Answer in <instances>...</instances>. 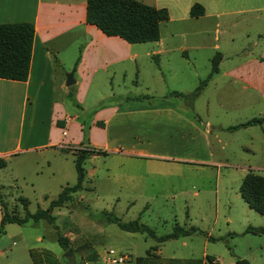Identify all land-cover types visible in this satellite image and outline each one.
<instances>
[{"label":"rangeland","instance_id":"rangeland-1","mask_svg":"<svg viewBox=\"0 0 264 264\" xmlns=\"http://www.w3.org/2000/svg\"><path fill=\"white\" fill-rule=\"evenodd\" d=\"M190 1L200 3L207 15L189 18L185 6ZM146 4L166 9L168 20L159 25V32L173 48L183 47L192 62L172 57L171 69L159 73L154 69L150 71L148 61H142L136 75L129 73L128 78L112 80L116 90H88L83 107L103 97L123 105L131 96L148 98L152 93L162 94L168 90H183L189 94L206 76L210 59L216 52L224 55L222 66H225L237 60L233 52L251 46L255 39L250 36L252 32L248 25L257 26L264 18V0H146ZM252 7L260 11L256 14L246 10ZM180 16L184 19H179ZM261 26L260 29H264V24ZM239 86L236 81L217 77L208 79L202 90H237ZM150 100L163 102L159 97ZM164 101L168 104L176 102L174 98ZM194 101L202 110V97ZM64 104L68 110L77 111L81 120H87L90 115V105L82 112L68 98ZM182 113L192 119L196 117L194 108L189 106ZM8 114V126L15 133L14 106H10ZM214 114L209 115L210 120H215ZM43 123L46 126V121ZM128 123L123 128L131 127V122ZM155 123L158 126H154ZM135 126L143 133L142 138H138V142L128 138L124 139L126 142H108L107 147L101 148L106 155L85 159L83 189L73 194L71 202L51 211L58 231L68 239V248L61 249L52 225L44 219L27 220L22 224L6 223L0 231V264H31L29 250H48L60 264H78L80 261L83 264H114L108 255V250H113L115 255L123 257L122 262L115 264H132L135 256L143 255L155 244L156 253L162 259L203 258V264H234L236 260L244 259L247 264H264V235L244 232L247 226L264 225V214L247 208L238 196L240 176L236 172L230 175L226 168L168 165L167 162L149 160L148 156L127 153L125 149L133 148L147 153L186 156L194 149L195 137L193 140L189 133L181 138L172 123L159 120L151 125L136 122ZM44 131L31 142L42 141ZM231 134L229 147L236 150L234 161L241 162L244 158L237 152V145L245 140V136L241 131ZM11 135L12 132L8 137ZM253 137L256 138L254 141L261 137L259 129L254 130ZM253 145L259 146V142ZM6 146L0 142V149ZM73 146L76 145L62 148ZM112 147L117 149L114 151ZM1 158L5 160V166L0 168V193L7 211L18 216L24 211L17 200L19 196L28 201L26 208L33 212L36 208H46L63 186L75 182L73 156L56 147L34 148ZM216 169L219 170L217 184ZM100 211L111 212L121 221L138 217L156 235L179 225L194 226L221 239L209 241L195 233L156 243L143 233L122 231L113 223L96 220ZM66 250L70 251L68 256L64 255ZM205 255L213 256L214 262H208Z\"/></svg>","mask_w":264,"mask_h":264},{"label":"crops","instance_id":"crops-1","mask_svg":"<svg viewBox=\"0 0 264 264\" xmlns=\"http://www.w3.org/2000/svg\"><path fill=\"white\" fill-rule=\"evenodd\" d=\"M138 1L146 4V0ZM191 4L190 1L185 6L187 15ZM246 10L250 13L260 11L257 7ZM206 15L203 8L202 15L188 17L196 19ZM179 19H184V16ZM19 21L31 22L34 32L26 79L0 78V142L7 145L0 149V157L34 148H62L78 144L82 136V120L77 111L68 110L64 104L67 91L74 90V99L80 107L78 110L84 112L88 105L92 109L101 104L90 117L89 147L103 149L108 142H126L124 139L127 138L138 142L143 133L135 128L136 122L151 125L152 122L164 120L174 124V131L181 138L189 133L193 140L195 137L194 149L190 154H156L133 148L124 151L148 156L152 161L167 162L168 165L226 168L227 172L230 170V175L236 172L240 181L248 171L264 179V122L235 130L226 129L252 117L264 116V62L260 61L264 59V29H260L264 18L257 26L248 25L249 32H252L250 36L255 39L251 46L233 52L237 60L225 66H222L224 55L220 53L217 72L209 78L225 77L229 82L236 81L240 83L237 90H202V87L187 103L183 96L171 94L177 91L187 95L188 92L183 90L152 93L151 97H141V100L128 99L123 105L113 100L106 101V97H103L95 99L92 105L91 102L87 103L85 107L83 102L88 90H116L112 80L128 78L129 73L136 75L140 72L142 61H148L150 71L159 73L171 69L172 57L192 61L183 47L173 48L160 32L156 41L143 43H127L118 36L104 35L85 21V0H0V23ZM71 68L74 83L65 86L64 73ZM154 97L163 99V102L154 103L150 100ZM199 97L203 100L202 110L197 108L199 105L194 101ZM166 98H174L176 102L168 104L164 101ZM11 105L16 112L15 133L7 121ZM188 106L195 110L196 117L193 119L182 113ZM215 111L220 113H212ZM210 114H214L215 120H210ZM56 121L60 122V126L56 125ZM96 122L102 125L98 126ZM128 122H131V127L123 128ZM153 125L158 126V123ZM43 129L42 141L32 143L38 135L41 137ZM255 129L261 133L256 141L253 137ZM235 131H241L245 136V140L237 145V152L244 158L241 162L234 161L236 150L228 144L231 133ZM11 132L12 135L8 137ZM254 142H259V146H254ZM111 149L115 151L117 147ZM252 159L255 161H250ZM215 172L217 184L219 170ZM238 186L237 194L240 197Z\"/></svg>","mask_w":264,"mask_h":264},{"label":"trees","instance_id":"trees-1","mask_svg":"<svg viewBox=\"0 0 264 264\" xmlns=\"http://www.w3.org/2000/svg\"><path fill=\"white\" fill-rule=\"evenodd\" d=\"M203 14V7L197 3H192L188 8L189 17H198ZM168 19L165 8L147 5L138 0H85V21L94 25L106 36H118L127 43H143L156 41L159 37V23ZM33 24L27 21L0 23V78L16 81L26 79L30 59V48L33 37ZM220 59V53L216 52L210 59L209 71L206 76L199 80L195 88L187 95L172 91L171 94L183 96L184 100L190 102L193 96L206 84L208 79L217 72V65ZM264 62V59H260ZM74 90H68L66 97L71 103L80 109L74 99ZM143 96H131L129 99H139ZM127 98V97H126ZM101 104L93 107L88 114L87 120L81 122V140L76 146L68 148H59L60 151L69 152L73 156V167L75 171V182L68 186H63L55 198L51 199L46 208H36L29 212L26 208L28 201L23 197L17 200L23 208V214L18 216L13 212H8L5 202L0 193V231L6 223L22 224L27 220L37 221L44 219L52 225L55 232V240L61 249L68 248V239L63 236L54 224V216L51 211L54 208L62 207L65 202L73 200V194L83 189L85 170L83 168L84 160L91 155H106L104 150L89 147L88 130L89 121L94 111ZM264 122V116L252 117L243 122L227 126V130H235L241 127L260 124ZM98 126L102 124L96 122ZM60 126V122L56 121ZM5 166V160L0 157V168ZM238 193L246 205L256 211L258 214H264V179L261 175L248 171L242 177ZM91 216V215H90ZM93 216V215H92ZM95 217V216H93ZM96 220L105 223H113L118 229L130 233H143L145 237H150L156 243H161L168 239L189 236L191 234H201L209 241L221 239L212 237L205 232L198 230L194 226L174 225L172 230L156 235L152 228L139 221L138 217L128 221H121L111 212L100 211ZM244 232L254 235H264V226H247ZM157 245H152L144 251L143 255L135 256L133 264H203V258H167L162 259L155 253ZM28 255L31 264H60L59 261L48 250H29ZM204 258L214 262V257L205 255ZM69 259V258H68ZM80 261L78 264H83ZM68 264H71L68 262Z\"/></svg>","mask_w":264,"mask_h":264},{"label":"water","instance_id":"water-1","mask_svg":"<svg viewBox=\"0 0 264 264\" xmlns=\"http://www.w3.org/2000/svg\"><path fill=\"white\" fill-rule=\"evenodd\" d=\"M72 74H73V68H71L70 70H68L67 72L64 73V77H65L64 85L65 86H70L71 84L74 83V78H73ZM69 253H70V251L66 250L64 252V255L68 256ZM234 264H247V261L244 260V259H238V260L235 261Z\"/></svg>","mask_w":264,"mask_h":264},{"label":"built area","instance_id":"built-area-1","mask_svg":"<svg viewBox=\"0 0 264 264\" xmlns=\"http://www.w3.org/2000/svg\"><path fill=\"white\" fill-rule=\"evenodd\" d=\"M108 255H109V261L111 263H118V262H122L123 257L120 255H115L113 250H108Z\"/></svg>","mask_w":264,"mask_h":264}]
</instances>
